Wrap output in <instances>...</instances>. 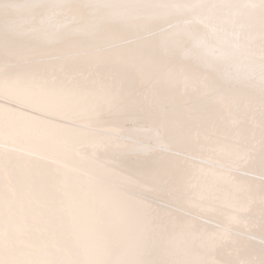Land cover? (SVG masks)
<instances>
[{
    "label": "snow or ice",
    "instance_id": "6c2138e0",
    "mask_svg": "<svg viewBox=\"0 0 264 264\" xmlns=\"http://www.w3.org/2000/svg\"><path fill=\"white\" fill-rule=\"evenodd\" d=\"M0 264H264V0H0Z\"/></svg>",
    "mask_w": 264,
    "mask_h": 264
}]
</instances>
